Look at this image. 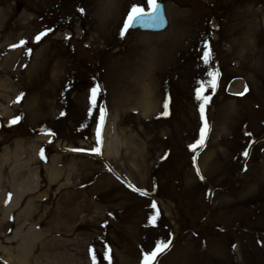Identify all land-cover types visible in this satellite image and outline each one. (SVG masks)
Returning <instances> with one entry per match:
<instances>
[{"label":"rangeland","instance_id":"1","mask_svg":"<svg viewBox=\"0 0 264 264\" xmlns=\"http://www.w3.org/2000/svg\"><path fill=\"white\" fill-rule=\"evenodd\" d=\"M85 1L0 0V264H264V0Z\"/></svg>","mask_w":264,"mask_h":264},{"label":"snow or ice","instance_id":"2","mask_svg":"<svg viewBox=\"0 0 264 264\" xmlns=\"http://www.w3.org/2000/svg\"><path fill=\"white\" fill-rule=\"evenodd\" d=\"M147 5H148V11L144 10V7L140 6L137 3H133L130 7V9L127 11V16L126 18L123 20V27L120 30V35L123 37L125 32L132 27L139 25H144V24H148V23H162L163 22V18L160 15V5L158 3L155 2V0H147ZM81 12H83V9H80ZM49 31H51L49 29ZM45 35L44 32H41L40 34H38L35 39L36 41H39L41 39V37ZM24 41H21V44H23ZM205 49H207V42H205ZM204 59L205 63H208V58H209V52L205 51L204 53V57H202ZM209 76H212V73H209ZM218 81V76L213 77V79L209 80L206 84H202L201 86L204 87L205 90H207L208 87H211L213 89V91H215V88L217 86V82ZM247 87L245 88V91H247ZM96 89H93V92H95ZM241 95H243V93H241ZM202 98V94H201V90L198 87L197 88V99L200 100ZM209 99V97H203V100L206 102ZM201 108V119H204V103H201L200 105ZM164 113L163 115H167L168 114V101L165 100L164 102ZM103 108H101V118L103 117ZM63 115V113H62ZM17 120L19 119V117L16 118ZM15 122V120L13 121V123ZM99 131V130H98ZM248 135H251L250 133ZM205 137V128H201V136L200 139L196 141L195 144L190 145L189 147L191 149H195L197 147V145H201L203 143ZM93 151H95V149H93ZM245 156L248 155V151L245 150V152L243 153ZM195 160V157L193 158ZM197 174L199 175V171L197 170ZM201 179H203V177H201ZM143 194V193H141ZM10 195V194H9ZM153 207H155V203L153 204ZM168 247V243L166 242H160L157 241L156 242V247L148 252L144 253V257L142 260V264H153V261L155 260L156 256L160 253L163 252L164 250H166ZM92 250L90 249V252ZM104 259H109L108 253L106 252L104 255ZM93 264H96V258L95 255H93Z\"/></svg>","mask_w":264,"mask_h":264},{"label":"bare ground","instance_id":"3","mask_svg":"<svg viewBox=\"0 0 264 264\" xmlns=\"http://www.w3.org/2000/svg\"><path fill=\"white\" fill-rule=\"evenodd\" d=\"M50 1L51 0H48V3L50 4ZM103 1H106V0H103ZM108 3H106V12L109 13V8L113 9L112 6H111V3L115 0H107ZM117 2H119L120 0H116ZM65 4H62V6H64ZM99 4H97L95 2V0H86L85 2L82 3V6H80V9L81 7H90L92 6L95 10V8L98 6ZM53 9H56V8H59V7H62V6H54V5H50ZM101 6V5H99ZM102 7V6H101ZM79 9V8H78ZM62 11L66 14V12H71V10L68 8V7H62ZM113 12V11H112ZM111 12V13H112ZM259 15V11L257 10H254V13L250 14L249 15V19L251 21L255 20ZM106 24H104L102 26V29H104V32H110V33H113V29H112V26H113V22L109 23L108 24V21H105ZM111 29H112V32H111ZM249 39H248V42L245 44H243V48L245 50V53H244V56H247L249 55L250 52L254 51V49H256V41L258 40V33H256L255 31L253 32H250V34L248 35ZM65 72H69L67 70H64ZM68 77V75H66Z\"/></svg>","mask_w":264,"mask_h":264},{"label":"water","instance_id":"4","mask_svg":"<svg viewBox=\"0 0 264 264\" xmlns=\"http://www.w3.org/2000/svg\"><path fill=\"white\" fill-rule=\"evenodd\" d=\"M16 1H24V0H16ZM160 5V15L163 18V22L162 23H148V24H144V25H137L135 27L132 28H141L142 30H152V31H160L162 29H164L167 26V21L164 15V10H163V5L161 3H158Z\"/></svg>","mask_w":264,"mask_h":264}]
</instances>
